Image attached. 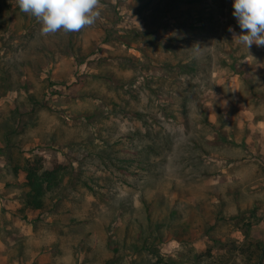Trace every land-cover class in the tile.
Instances as JSON below:
<instances>
[{"label": "rangeland", "instance_id": "374dc122", "mask_svg": "<svg viewBox=\"0 0 264 264\" xmlns=\"http://www.w3.org/2000/svg\"><path fill=\"white\" fill-rule=\"evenodd\" d=\"M101 4L93 26L43 36L0 0V264H249L264 243V46L233 40V0ZM35 157L60 183L24 209Z\"/></svg>", "mask_w": 264, "mask_h": 264}, {"label": "clouds", "instance_id": "9594fccd", "mask_svg": "<svg viewBox=\"0 0 264 264\" xmlns=\"http://www.w3.org/2000/svg\"><path fill=\"white\" fill-rule=\"evenodd\" d=\"M17 3L20 11L40 23L43 36L60 31L79 32L93 26L103 7L101 0H17ZM232 7V15L241 29L239 34L231 27L228 29L233 40L246 46L248 52L253 44L264 46V0H233Z\"/></svg>", "mask_w": 264, "mask_h": 264}, {"label": "trees", "instance_id": "16d2710c", "mask_svg": "<svg viewBox=\"0 0 264 264\" xmlns=\"http://www.w3.org/2000/svg\"><path fill=\"white\" fill-rule=\"evenodd\" d=\"M105 42H108V40H105ZM122 43L129 45V42L127 41H123ZM193 64L195 66L192 68L188 67L190 71H196L197 63L194 62ZM130 90L137 91V88ZM124 94L126 97L128 95L130 100L132 99L129 90H125ZM121 101L125 105H119ZM133 102L134 101L130 103L127 98H122V96L117 93V111L120 113H129L131 117L138 120L143 119L144 115L140 109L133 107ZM128 108L129 111H126ZM22 171L24 173V185L26 187V192L23 197L24 209H43L45 207V198L47 193L54 190L60 183L58 178L60 171L59 168L47 170L45 169L41 159L35 157L33 159L24 160ZM250 245V251L243 252L246 253V258L249 264H264V243L256 242ZM255 250H258L260 254H255ZM255 255H257V259L254 258ZM160 262L161 259H159L156 263Z\"/></svg>", "mask_w": 264, "mask_h": 264}]
</instances>
